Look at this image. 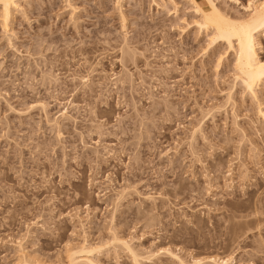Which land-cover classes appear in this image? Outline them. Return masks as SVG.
<instances>
[{
    "label": "rangeland",
    "instance_id": "1",
    "mask_svg": "<svg viewBox=\"0 0 264 264\" xmlns=\"http://www.w3.org/2000/svg\"><path fill=\"white\" fill-rule=\"evenodd\" d=\"M263 1L214 0L233 19ZM19 4L8 30L0 13V264H135L127 242L140 264H264V119L189 0Z\"/></svg>",
    "mask_w": 264,
    "mask_h": 264
},
{
    "label": "bare ground",
    "instance_id": "2",
    "mask_svg": "<svg viewBox=\"0 0 264 264\" xmlns=\"http://www.w3.org/2000/svg\"><path fill=\"white\" fill-rule=\"evenodd\" d=\"M21 1H27L28 2V0H0V13H1V19L3 20L2 26L4 27L5 30H8V28L10 27L9 24L11 23L12 17H14L13 14L16 13L17 11H19V8H21V6L19 4ZM118 1H121V0H118ZM231 1L237 2V0H231ZM189 2L191 3V5L193 7L194 12L197 15H199V17H200V21L196 22V25L199 27V31H204V32L209 34L208 35L210 37L209 45L214 46V49L219 48L220 45H226L227 50L225 52L227 53L229 51V52L233 53L234 58H235L233 69L236 72V74H235L236 78L235 77L234 78L240 82V85H242L244 87V90L251 96V98L255 102H257L258 114H259V116H261L264 119V110L261 107L263 105L259 101L260 99L258 97V92H257L258 87L260 88L261 86H264V57H260V55L258 53L259 51L263 50L262 46L264 45V43L261 42V40H260V38L262 36L264 37V1L258 2V3H250L249 6L246 7L247 10L250 11V14L247 17H240V18H235V19L231 18L230 16H228L227 14L222 12V10H220L216 6L214 0H204L203 3H199L197 0H189ZM123 20L125 21V19H123ZM126 42H127V36H124V43H125L124 47L127 44ZM124 47L121 51H122V53H125V55L129 57L133 52L132 50H134V49H132L131 50L132 52L129 53V50L127 51L126 49H130V48L126 47V49H125ZM126 51H127V54H126ZM134 52H133V56L131 55V61L132 62L134 61V58H135L134 56H135V53H137V51L135 53ZM122 55H121L122 56V61H121L122 64L123 63L127 64V62H124V59H126L128 57H126L124 54H122ZM140 55L143 56L142 54H140ZM127 60L129 61V58L126 59V61ZM221 61H222V59L219 58L218 65H220L222 63ZM125 68H126V65H125ZM95 71L92 70V73H94ZM89 77L90 76H87L86 78L84 77V78H82L83 80H81V81H84V84H85V82L90 81L91 83H88V84H92L91 80H87ZM130 77L132 79V75L128 76V78H130ZM128 78H127V81L130 82V80ZM116 79H118V78H116ZM123 80H125V79L120 80L121 81L120 84H122ZM120 81H118V82H120ZM124 82H126V81H124ZM85 85H83V87ZM114 85H116V83H114ZM86 87L88 88L89 86H85L84 88H86ZM89 89H90V87H89ZM42 107H43V109H45L46 106H42ZM68 116L69 115H67V112H64V113H62L61 118L69 120L71 118V116H70V118ZM54 124L56 127L59 126L58 123H56V122ZM96 128L98 130H100L102 127L100 126V127H96ZM98 135H100V134H98ZM119 198H120V196H119ZM121 198H123V196H121ZM121 198H120V200H121ZM120 200L118 199V202ZM115 238H117V237H115ZM119 241H121V240H119ZM261 243H263V245H261L263 247L264 241ZM124 246L127 248L126 250H128L129 254H131L132 259L134 260L133 263H135V264L142 263V262H139L140 261L139 255L133 249H131V247L128 245V242L125 243ZM85 249L86 248L84 247V250ZM81 250H80L81 251L80 254L82 252H84L82 248H81ZM88 250L90 251V249H88ZM92 252H93V250H92ZM78 253H79V250H78V252L70 251V253L67 254L68 255V257H67L68 264H94V262H92L93 260L90 261L87 258L81 259V258L77 257ZM26 256L25 255L22 256L23 260H21V259L20 260L23 262L20 261L19 264H21V263L22 264H29L28 259H30V258L27 259ZM172 256L174 257L175 255L172 254ZM150 257L151 256H149V258H146V259L150 260ZM176 259L178 260L177 257H176ZM179 261H180V259H179ZM30 262H31V260H30ZM212 262H213V264H231V261L229 262L226 260H221V261L213 260ZM33 263L41 264V262L37 263L35 261H33L32 264ZM194 264H202V262L197 260L194 262Z\"/></svg>",
    "mask_w": 264,
    "mask_h": 264
}]
</instances>
